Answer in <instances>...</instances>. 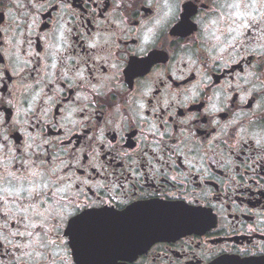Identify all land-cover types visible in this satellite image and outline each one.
Instances as JSON below:
<instances>
[{
    "label": "flooded vegetation",
    "instance_id": "obj_1",
    "mask_svg": "<svg viewBox=\"0 0 264 264\" xmlns=\"http://www.w3.org/2000/svg\"><path fill=\"white\" fill-rule=\"evenodd\" d=\"M126 7L124 0H0V66L10 65V57L20 64L0 77V94L18 100L20 112L19 119L16 107L3 112V124L12 127L7 140L0 135V172L22 178L15 158L34 151L37 179L44 173L36 156L69 178L55 201L67 202L75 191V199L90 205L57 233L36 218L47 216V205L21 215L18 205L6 210L0 190V264H56V252L71 264H116L136 253L127 264H196L205 248L230 249L211 264H264L255 255L264 247V152L257 147L264 127L249 128L259 103L253 89L264 80L253 73L264 55V24L235 26L226 51L218 50L223 63L186 70L179 79L169 75L157 86L154 74L174 63L172 56L164 49L130 50L132 30L153 10L142 7L129 19ZM178 23L169 37L186 39L174 33ZM154 52L167 59L145 70L141 62ZM142 81L150 95L137 119L132 97ZM112 84L127 91V108L101 104L118 99ZM101 89L104 96L97 95ZM185 89L204 94L184 106L176 94ZM187 116L195 117L190 132L178 123ZM107 183L116 194L123 186L136 195L124 207L105 195L103 208L92 209L101 206L99 186ZM155 189L162 202L141 195ZM9 231L20 235L3 239Z\"/></svg>",
    "mask_w": 264,
    "mask_h": 264
},
{
    "label": "clouds",
    "instance_id": "obj_2",
    "mask_svg": "<svg viewBox=\"0 0 264 264\" xmlns=\"http://www.w3.org/2000/svg\"><path fill=\"white\" fill-rule=\"evenodd\" d=\"M127 7L129 19H132L141 10V8L152 9V14L149 18L142 20L137 29H133L135 48L130 49L136 51L138 54L145 52L149 49H164L166 53L171 54L174 63L167 64L163 69H159L154 76L158 78L156 85L167 84V77L169 75H175L177 79L180 76L186 75V70H195L197 67L203 65L205 68H210L217 61L223 63V59L219 53H224L226 49L224 45L230 44V38L233 37L236 31L235 26L243 25L247 20L250 24H256L260 27V24H264V0H256V2H250L245 4L243 2H229V0H124ZM208 4L210 7L207 9L202 6ZM183 6V8H182ZM187 6V8L185 7ZM183 11V18H181V12ZM260 18V22L257 23V18ZM179 23L174 30V33L180 37L186 39H171L169 37V31L173 24ZM120 31V30H118ZM125 33L127 30H124ZM264 31V30H262ZM190 33H195L189 36ZM167 55H163L160 52H154L153 56L148 57L147 60L142 61L146 67L152 63L159 62L160 60H166ZM12 67L13 71H17L20 67L19 60L16 57H10V65L0 66V77L9 68ZM259 71L264 76V55L258 60L256 67L253 69V73ZM119 75V65L112 73V77L115 78ZM3 81L0 80V84ZM110 83V81H109ZM148 81H142L136 90V94L132 97L133 114L139 119L140 113L145 109L150 95L145 91V86ZM255 84V80H253ZM107 86V85H106ZM111 87L115 89L113 95L117 97V100L112 98L104 99L101 101L102 105H123L128 107V93L119 84H112ZM257 94L259 100L256 111L253 116L257 118V122H249V128L254 129L256 127H264V80L260 82L258 88L253 89ZM202 91L185 89L183 92L177 93L176 97L181 105L186 106L188 103H194L197 99L203 95ZM98 96H104V90L101 89L97 92ZM27 100V97H25ZM139 103L137 104V102ZM159 103V101H157ZM7 107L17 108V119L20 117L19 102L14 99H6L5 96L0 94V135L3 136V140H7L8 135L6 129L12 127L11 124L5 126L3 124V112ZM116 111L119 112L120 108L116 107ZM211 116V113H206ZM195 119L193 116H187L184 120L178 121L181 125H186L189 132L191 131V121ZM111 127L113 130L116 128V121L113 118ZM35 147H39L38 140L31 138ZM190 140L191 138L188 137ZM3 140H0V144H3ZM33 145L30 144L29 147ZM257 147L261 152H264V136L258 142ZM36 153L29 152L27 149L19 157L15 159L18 161V167L24 169L22 178H18L15 174H10L7 169L0 172V190L3 191V195L9 203L5 204L7 209H16L17 205L21 210L18 214H23L24 211H29L33 205L41 207L47 205L45 211L47 216L38 215L37 219H43L46 224H53L54 231L59 233L63 230L64 223L79 216L85 208H89L90 205L87 201H79L75 199V191L72 192L67 202L55 201V197L64 191L61 185H67L69 178L67 176H61L59 169L48 168L43 166L41 157L36 156L35 167L43 168V175L37 179V174L31 172L34 166L32 157ZM264 158V157H262ZM155 171V170H153ZM143 187V185H141ZM47 189V190H46ZM55 189V191H53ZM99 198L98 204L100 207L91 206L92 209L103 208L104 199L107 195L114 204L119 203L121 207L128 204L132 196L136 195L131 190L124 189L121 186L119 194H116L110 183L103 186H99ZM145 198H150L149 201L158 200L157 197L163 195L160 189H155L152 192L145 191L141 194ZM54 201L49 203V201ZM171 204V203H167ZM184 206V205H183ZM186 207V206H185ZM112 208V207H110ZM50 209V211H49ZM115 209V208H114ZM122 212V211H118ZM69 226V224H68ZM6 227V225H4ZM20 233H13L9 231L3 239L13 238ZM69 236V235H68ZM70 237V236H69ZM57 239H61L57 236ZM62 247V245H59ZM27 247V245H25ZM43 247L47 251H51L52 247L45 241ZM230 249H203L198 255L199 260L196 264H200V261H204L205 264H211V258L215 257L220 251ZM248 251H251L249 249ZM137 254V253H136ZM136 254L127 259H119L116 264H127L135 259ZM247 254V252L245 253ZM191 256H197V253H190ZM255 255L259 256L260 260L264 258V247H260ZM56 264H71V260L66 254L60 252L55 253ZM14 264V262H9ZM240 264V262H238ZM247 264V262H244Z\"/></svg>",
    "mask_w": 264,
    "mask_h": 264
}]
</instances>
